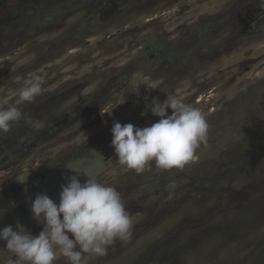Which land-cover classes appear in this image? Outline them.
Wrapping results in <instances>:
<instances>
[{
	"label": "rangeland",
	"instance_id": "1",
	"mask_svg": "<svg viewBox=\"0 0 264 264\" xmlns=\"http://www.w3.org/2000/svg\"><path fill=\"white\" fill-rule=\"evenodd\" d=\"M98 1L0 0V105L36 107L51 94H71L32 123L40 132L48 117L58 118L49 138L39 133L25 165L55 166L74 154L80 162L73 169L95 173L98 157L102 162L114 153L113 121L144 127L159 119L151 112L141 116L153 97L174 95L200 108L209 127L206 142L183 168L161 170L151 163L137 173L118 161L99 175L120 193L131 238L117 240L104 256L84 254L82 264H264V33L234 36L243 13L220 26L216 16L233 0H102L107 6L100 11ZM202 21L221 31L201 27ZM196 26L204 32L197 40L202 53L218 46L219 58L190 68L176 90L164 92L158 85L165 80L151 71L167 61L148 54L167 44L176 49ZM179 63L190 62L174 66ZM35 75L45 79L41 95L20 103L19 89ZM120 76L124 80L116 82ZM100 91L104 96L96 97ZM91 94L89 112L79 102ZM99 101L111 115L98 110ZM4 176L1 171L0 192ZM15 262L0 249V264ZM56 264L67 261L60 257Z\"/></svg>",
	"mask_w": 264,
	"mask_h": 264
},
{
	"label": "clouds",
	"instance_id": "2",
	"mask_svg": "<svg viewBox=\"0 0 264 264\" xmlns=\"http://www.w3.org/2000/svg\"><path fill=\"white\" fill-rule=\"evenodd\" d=\"M44 84V77L35 75L19 89V102H34ZM105 112L111 115V110ZM149 112L159 118L149 126L113 121L110 143L116 159L137 173L151 163L161 170L183 168L207 140L209 126L202 110L168 95L163 101L153 97L141 116ZM21 121L32 122L18 106L0 105V134ZM71 170L76 174L60 185L58 203L44 192L31 200V216L42 225L38 234L19 223L15 230L11 225L0 228V241L5 242L0 249L11 253L15 264H56L60 257L67 264H82L84 254L104 256L117 240L131 238L132 221L120 193L88 172ZM81 174L87 177L83 182L78 179Z\"/></svg>",
	"mask_w": 264,
	"mask_h": 264
},
{
	"label": "flooded vegetation",
	"instance_id": "3",
	"mask_svg": "<svg viewBox=\"0 0 264 264\" xmlns=\"http://www.w3.org/2000/svg\"><path fill=\"white\" fill-rule=\"evenodd\" d=\"M232 2L233 5H228L227 10L222 12L221 15L216 16V21L221 22L220 26H224L228 20H232V17L235 18L237 13H243L245 14V20L242 21L243 23L240 26L234 24V26L237 27L232 28L234 36L237 33H241V37L246 36L249 38H256V36H261L264 33V0H233ZM105 6H107L106 2H102L101 0V2L98 1L95 8L100 11ZM199 25H201V27L203 25L205 27L213 28V33L215 30L221 31L220 27H216L214 22L204 23V21H202V24ZM205 30L209 33L208 36L205 37L206 40L211 39V30H208L207 28ZM202 31L203 29L196 26L191 30L189 36L181 41L177 40L179 42L176 49L167 46V44L164 48H161L159 53L155 54L154 52H150V54H148V57L150 58L161 56L163 61H167L164 66L160 65L157 69L154 68V63V67L151 71L154 76H157L158 80H165V85H158L164 92L167 90H176L181 79L191 75L194 69L202 67L205 62H208L207 60L211 62L219 58L221 47L218 46L209 48L207 52L202 53L203 48L197 43V40H203L200 36L204 34ZM234 36H232L230 40H233ZM170 44H172V42H170ZM194 55H196L197 58L194 57ZM187 58L190 62L189 64L184 65L179 63L180 68L177 65L174 66L177 61L180 62V60ZM170 66H174L173 73L168 72ZM190 68H193V70H190ZM120 80L123 81L124 77L120 76L116 82H119ZM76 91L83 93L81 89H77ZM104 94V91H100L96 94V97H99V95H101L100 97H103ZM70 95L71 94L63 93L51 94L48 100L40 102V106H28L29 104L23 105V107L20 108L21 111L26 116L30 117L32 122L25 125L23 121H21L18 124H14L10 132L0 134V142L3 144V153L0 154V172L3 171L5 175L4 180L1 183V185H3V190L0 192V228L5 225H11L15 230L17 223H19L33 235H36L42 230V225L38 224L31 216V200L34 199L37 194L44 192L55 202H59V192L61 191L60 185L67 183L68 177L72 175L71 169L75 167L74 164L76 162H80V157L71 154V158L68 159L66 163L64 162L49 167H42L36 162L32 165L26 166L25 162L29 159L28 156L31 155L33 149L38 146V143H40V137L44 136L45 138H49L54 131H57V129H53V124L58 118L48 117L46 119V126L40 128V132L35 128L34 130L31 129L32 123H35L47 110L57 106V104L63 103ZM93 99L94 95L92 96L91 94L79 103L81 106H85L89 112L94 111L91 106L88 107ZM94 102H96V100ZM101 102L102 101L98 102L100 103L98 110L103 112L105 111L103 110L105 102L103 104ZM75 108L76 107L73 109ZM71 114L75 115L76 113L74 110H71L68 113V116L73 117ZM85 114H87V112H85ZM17 130L21 132V136L19 137L15 136V131ZM36 131L42 136L40 134L36 136ZM108 153L109 154L102 162L100 161V157H98L99 166L95 173L91 174L93 178L100 182H102V177H99V175L106 172L108 169H112L114 164L118 162L116 156H113L114 153L112 151ZM89 164L91 163L89 162ZM58 165L60 166L58 167ZM50 181L51 185H48ZM4 246L5 242L0 241V248H3Z\"/></svg>",
	"mask_w": 264,
	"mask_h": 264
}]
</instances>
